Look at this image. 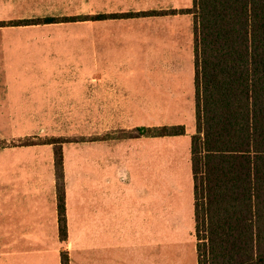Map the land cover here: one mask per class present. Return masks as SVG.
Returning <instances> with one entry per match:
<instances>
[{
	"label": "rangeland",
	"instance_id": "1",
	"mask_svg": "<svg viewBox=\"0 0 264 264\" xmlns=\"http://www.w3.org/2000/svg\"><path fill=\"white\" fill-rule=\"evenodd\" d=\"M30 2L15 7L12 0L2 8V22L28 16L71 15L82 9L69 0H38V5ZM87 10H93V5L88 3ZM192 25L189 14L158 19V39L146 43L143 61L133 56V45L132 62L124 67L131 77L126 84L135 92L144 88V94L149 96L151 109L128 111L131 118H136L131 120L140 123L137 127L182 125L184 136L165 140L136 137L112 155L117 156L125 173H119L116 182L113 177L115 188L104 191L101 201H95L94 188L85 192L84 217L88 226L82 232L86 237H81L75 220L80 201L70 203L69 216L78 228L76 248L93 245L95 201L99 215L96 246L121 248L120 255L129 259L127 264L196 263L189 163L190 136L194 133ZM23 32L4 26L0 37L31 34ZM56 32L55 37L60 38H94V30L88 28ZM4 48L0 46V264H52L56 252H68L69 248L68 241L60 242L53 230L54 151L61 150L64 178L67 176L69 184L78 186L79 176L93 172L95 152L100 148L95 142V111H45L50 118L43 120L51 123L46 125L26 123L40 121L30 119L36 116L34 111H22L21 119L15 118L16 111L6 110L2 104V87L8 82L4 78L14 88L16 79L21 80V87L31 67L30 61L17 57L18 53L5 55ZM8 49L14 51L15 47ZM106 133H113L120 142L121 138L137 135L136 129ZM104 148L105 144L101 149ZM107 159L102 158L104 166ZM107 176H100L99 185L105 184Z\"/></svg>",
	"mask_w": 264,
	"mask_h": 264
},
{
	"label": "trees",
	"instance_id": "2",
	"mask_svg": "<svg viewBox=\"0 0 264 264\" xmlns=\"http://www.w3.org/2000/svg\"><path fill=\"white\" fill-rule=\"evenodd\" d=\"M168 14H189L193 21L195 132L189 161L197 264H264V0H192L189 9L158 12ZM94 19L46 17L0 27ZM136 132L131 137L159 138L183 136L185 129ZM62 161L58 148L56 222L65 242ZM60 264H69L65 251Z\"/></svg>",
	"mask_w": 264,
	"mask_h": 264
},
{
	"label": "crops",
	"instance_id": "3",
	"mask_svg": "<svg viewBox=\"0 0 264 264\" xmlns=\"http://www.w3.org/2000/svg\"><path fill=\"white\" fill-rule=\"evenodd\" d=\"M53 1L56 3L60 0ZM61 1L64 2L65 0ZM11 2L12 0H0V22H2V8L10 5ZM13 2L16 7V5L29 3L30 0H13ZM69 2L73 6H81L82 9L72 11L71 15L28 16L13 20L92 16L95 19L8 26V28L22 29L25 33L31 31V34L28 33L29 36L22 37H0V46L6 47L4 48L5 55L9 52L18 53L19 56L17 57H22L23 61H30L31 67L30 75L25 79V85L21 87H19L21 80L16 79V88H14L9 84V80L4 78L8 82L5 83L7 87L4 88L5 85L2 87V104H4L6 110L16 111L15 118H19L22 111H34L36 116L30 117V119L40 121L26 123L40 125L51 124L43 120L50 118V115L48 116L45 111H95V142L96 147L99 148L100 146V148L95 152L94 173L88 172L89 169H87L86 172L88 173L85 174V177L79 176L78 186L69 184L67 176L64 178L67 220L66 241H68L69 246L68 252H66L69 264H76V261L78 264H127L129 259L120 255L123 253L121 248L117 246H96L99 238V215L95 201H101L102 193L115 186H112L114 176V182H116L119 173H125L123 172L124 166L119 165L117 156L112 157V155L120 147H125L129 142L135 141L133 138L136 137L121 138L120 142V139L113 133L107 134L106 132L118 129L129 131L140 128L137 127L140 123L133 122L131 119L136 120V118H131L128 111H145L151 109V107L149 106V96L144 94V88L137 89V92H135L133 88L126 84L130 74L126 72L127 69H124V67L127 66V63L132 62V46L134 45L133 56H140L139 61H143L142 56H144L146 43L158 39V19L180 15H158V12L189 9L192 6V0H183L182 2L180 0H69ZM88 3L93 5V10H87ZM30 4L38 5V0H31ZM154 24L157 26L156 28L153 27ZM85 28L94 30L93 39H87L86 36H80V38L55 37V35H58V32H56L58 29L84 31ZM150 29L155 30L151 31ZM34 34L37 36H32ZM8 47H15V49L14 51L9 50ZM17 47L22 48L18 49ZM12 78L14 80L16 77L12 75ZM27 83L30 84L29 87ZM23 88L26 90L19 91ZM128 120L131 121L128 122ZM19 123L23 124L22 122ZM158 126L160 125L158 124ZM147 128L152 127L149 125ZM104 133L105 135H103ZM174 137L180 136L159 138L165 140ZM138 139L150 140L151 137L143 135L137 136L136 140ZM104 144L105 148L101 149ZM104 157L108 158L106 166H104V160H102ZM103 174H109V176L105 178L104 185H99L100 176ZM54 184L53 179V188ZM93 188L95 189L93 245H80L79 248H76L74 241L77 238V229L79 228L81 237H86L82 231L88 226V221L84 217L87 211V208L83 205L84 194L88 190H93ZM72 201H80L79 211L75 215L78 228H76V224L74 225V218L71 217L70 219L69 216V206ZM84 210L85 213H83ZM54 211L53 230L58 238L55 188ZM193 226L194 224L192 228ZM52 264H60V252H56L54 255ZM195 264H197V258Z\"/></svg>",
	"mask_w": 264,
	"mask_h": 264
}]
</instances>
